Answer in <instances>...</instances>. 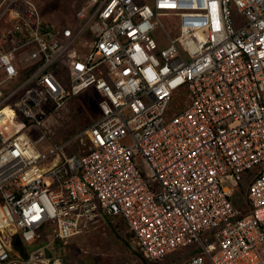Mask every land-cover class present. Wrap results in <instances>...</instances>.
<instances>
[{
  "label": "built area",
  "instance_id": "built-area-1",
  "mask_svg": "<svg viewBox=\"0 0 264 264\" xmlns=\"http://www.w3.org/2000/svg\"><path fill=\"white\" fill-rule=\"evenodd\" d=\"M75 19L0 0V264H46L44 245L9 249L109 216L146 260L196 243L177 264H264V0H84ZM89 86L96 118L38 146L28 124L50 138V111ZM175 92L187 102L169 114Z\"/></svg>",
  "mask_w": 264,
  "mask_h": 264
},
{
  "label": "rangeland",
  "instance_id": "rangeland-1",
  "mask_svg": "<svg viewBox=\"0 0 264 264\" xmlns=\"http://www.w3.org/2000/svg\"><path fill=\"white\" fill-rule=\"evenodd\" d=\"M40 8L44 19L55 24L70 23L74 20L76 9L84 0H52L57 1L54 8L43 11V8L51 0H34ZM151 2V0H143ZM159 19L164 28L175 36L179 33L178 17L173 15H160ZM79 20V19H78ZM80 21V20H79ZM76 19L74 23H76ZM159 43L166 44L167 37L161 26L157 25L153 30ZM98 93L94 87L89 86L76 94L70 95L57 109L50 111L46 119L45 129L50 138L44 134L43 127L30 122L26 128L29 137L41 148L53 142H61L74 134L78 129L91 123L97 116ZM187 100L175 92L170 102L167 113L183 108ZM75 148L72 143L67 150ZM140 158V156H138ZM141 159V158H140ZM257 168L253 166L245 174L244 179L236 186L233 197L236 199L238 209L245 210V191L250 179L249 173ZM42 237L23 242L9 249L11 257L24 250L44 245V256L47 264H177L184 261L189 255L199 251L196 243H189L168 253L158 260H146L139 251L134 236L124 227L119 218L109 217L103 220L95 229L74 234L61 242L52 238L46 230Z\"/></svg>",
  "mask_w": 264,
  "mask_h": 264
},
{
  "label": "trees",
  "instance_id": "trees-1",
  "mask_svg": "<svg viewBox=\"0 0 264 264\" xmlns=\"http://www.w3.org/2000/svg\"><path fill=\"white\" fill-rule=\"evenodd\" d=\"M57 5V1H49V3H47V5L43 8V11H46L48 9L54 8ZM41 12V11H40ZM74 20H75V15H74ZM74 20L72 22H74ZM60 23V22H59ZM71 23V22H70ZM60 24H66V23H60ZM98 115V113H97Z\"/></svg>",
  "mask_w": 264,
  "mask_h": 264
},
{
  "label": "crops",
  "instance_id": "crops-1",
  "mask_svg": "<svg viewBox=\"0 0 264 264\" xmlns=\"http://www.w3.org/2000/svg\"><path fill=\"white\" fill-rule=\"evenodd\" d=\"M110 217V216H109ZM109 217H107L106 219H107V222H109ZM114 218H116V217H114ZM120 219V222H122V224H124V227L132 234V232L128 229V227H127V224H126V222L122 219V218H119ZM105 221V220H104ZM102 222V221H101ZM100 222V223H101ZM99 223V224H100ZM96 227H94V228H88V229H86V230H84V231H82V232H85V231H87V230H92V229H95ZM81 232V233H82ZM133 235V234H132ZM40 246V245H39ZM47 264V263H46Z\"/></svg>",
  "mask_w": 264,
  "mask_h": 264
},
{
  "label": "water",
  "instance_id": "water-1",
  "mask_svg": "<svg viewBox=\"0 0 264 264\" xmlns=\"http://www.w3.org/2000/svg\"><path fill=\"white\" fill-rule=\"evenodd\" d=\"M15 243H16V244L19 243V238H16Z\"/></svg>",
  "mask_w": 264,
  "mask_h": 264
}]
</instances>
